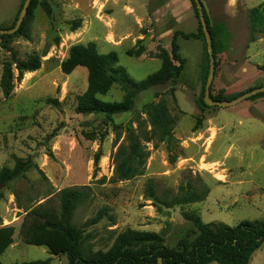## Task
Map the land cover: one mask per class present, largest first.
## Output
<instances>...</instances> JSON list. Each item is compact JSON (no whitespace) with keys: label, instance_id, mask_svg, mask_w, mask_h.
I'll return each instance as SVG.
<instances>
[{"label":"rangeland","instance_id":"rangeland-1","mask_svg":"<svg viewBox=\"0 0 264 264\" xmlns=\"http://www.w3.org/2000/svg\"><path fill=\"white\" fill-rule=\"evenodd\" d=\"M20 2L0 0V29L11 26ZM47 2L50 15L39 4L33 10L29 39L14 36L9 42L20 59L43 54L40 67L14 80L9 97L0 89V167L12 168L16 158L31 161L22 176L0 187L1 262L66 261L64 255L50 254L46 246L26 243L24 233L33 222L30 208L45 202L57 206V192L67 187L87 193L73 222L90 235L85 244L92 251L107 250L115 235L126 228L159 233L164 244L175 247L180 238L195 236L196 229L185 213L194 212L205 223L228 225L264 218V96L225 107L202 106L206 48L201 39L178 37V52L185 60L179 76L139 92L127 112H77L78 96L87 86V70L79 66L65 74L60 69L73 44L93 41L100 53L115 51L117 66L133 81H140L159 69L161 61L153 54L158 46L170 50L175 30L196 31L192 5L180 3L177 22L168 12L169 0ZM129 6L135 8L139 21L131 16ZM210 14L212 23L224 18L220 6ZM238 14L239 20L230 24L233 32L226 49L215 58L211 84V94L221 93L225 99L264 86V35L258 33L250 41L245 12L239 8ZM77 22L80 26L71 30ZM138 40L145 53L127 55L125 51ZM10 58V52L0 47V76L3 62ZM124 94L114 84L99 97L120 101ZM161 100L176 118L173 140L145 142L142 130L150 126L144 107ZM91 132L99 136L90 139L86 133ZM129 134L145 145L148 156L142 174L119 180L115 154L120 145H128ZM149 181L162 198L188 184L198 193L205 186L209 192L201 201L159 209L145 195ZM102 208L107 209L102 218L90 223ZM250 260V264H264V242Z\"/></svg>","mask_w":264,"mask_h":264},{"label":"trees","instance_id":"trees-1","mask_svg":"<svg viewBox=\"0 0 264 264\" xmlns=\"http://www.w3.org/2000/svg\"><path fill=\"white\" fill-rule=\"evenodd\" d=\"M23 2L24 0H21L11 26L14 25ZM190 2L198 21L196 31L175 30L172 34L170 50L158 46L153 54V57L159 58L161 61L159 69L140 81H133L122 67L117 66L118 55L115 51L100 53L93 41L86 44H73L67 57L61 61L60 69L65 74L71 73L79 66L87 70V86L85 91L78 96L76 111L106 114L127 112L133 108L135 97L139 92L174 81L181 73L185 62L178 52V37L195 38L203 41L206 48V63L201 85V103L202 106L208 107L209 105L203 101V96L209 69V56L205 35L198 19L196 4L194 0H190ZM38 4L43 7L48 15L51 14V7L47 0H31L18 30L11 34H0V47L10 52L11 55L9 60L3 62L0 76V89L4 97H9L12 93L14 80L19 81L25 72L34 71L40 67V59L43 54L33 53L25 59H20L9 46V42L14 36L29 39L28 25L32 19L33 10ZM203 12L211 35L213 54L216 58L218 53L226 49L230 35L225 30L224 24L210 23L204 6ZM247 16L250 41H254L256 34L261 33L264 35V3L250 8ZM79 26L80 23L77 22L71 30H75ZM140 42L141 40H138L134 46L128 48L125 51L126 54L135 57L144 54L146 49ZM216 65L217 61L215 60V67ZM14 71H16V75ZM114 84H118L124 91L123 98L120 101L100 99L99 95L107 93ZM171 91H173V88H171ZM172 96L175 100L173 94ZM261 96H264V91L253 94L247 99H255ZM211 97L213 99H225L221 93L214 96L211 94ZM201 109L203 110L202 107ZM144 112L150 128L142 130L143 140L154 144L172 141L176 118L170 114L165 102L161 100L146 104ZM86 136L95 139L99 135L91 132L86 133ZM128 138V145H120L115 154L114 170L116 178L119 180L142 174L148 156V150L145 145L137 140L136 136L129 134ZM175 158V156L171 157L170 162H173ZM98 160L99 154H96L94 162L97 163ZM30 165L31 161L29 159L16 158L12 168L5 165L1 166L0 187L22 176ZM190 186L189 184L186 187L180 186L177 194L162 198L156 193L153 182L149 181L145 187V195L161 209V207L201 201L209 192L206 186L199 193ZM2 196L0 192V199ZM57 196V206L45 202L30 208L33 222L24 233V241L46 246L50 254L64 255L66 261L63 264H157L158 262L161 264H209L213 261L218 264H248L252 253L264 242V218L242 220L236 225H228L223 222L205 223L198 214L191 212L185 213V216L194 225L196 229L195 236L192 240L187 237L180 238L175 247L164 244L163 236L159 233L126 228L115 235L107 250L92 251L85 244L90 235L73 222L75 210L85 201L87 193L77 187H67L59 190ZM106 210V208H102L89 222L93 224L99 221ZM0 264H49V259L9 263H3L0 260Z\"/></svg>","mask_w":264,"mask_h":264},{"label":"water","instance_id":"water-1","mask_svg":"<svg viewBox=\"0 0 264 264\" xmlns=\"http://www.w3.org/2000/svg\"><path fill=\"white\" fill-rule=\"evenodd\" d=\"M30 2H31V0H24V2L22 4V8H21V10H20V12L16 18L14 25L9 27V28L0 29V34H11V33H14L18 30V28L20 27L26 13H27L28 6H29ZM194 2L196 4V8H197V12H198V19H199V22L202 26L204 35H205V41H206V45H207V53L209 56V69H208V74H207L205 85H204V96H203V101L205 102V104H207L209 106H221V107L231 106V105H235V104H237L243 100H246L248 97H250L253 94L264 91V86H258V87H254V88H251L249 90H246L243 93H241V94H239V95H237L231 99H213L211 97L210 87H211V84H212V81L214 78V74H215V57L213 54L212 40H211V35H210V32L208 30V26H207V23L205 20L202 1L201 0H194Z\"/></svg>","mask_w":264,"mask_h":264},{"label":"crops","instance_id":"crops-1","mask_svg":"<svg viewBox=\"0 0 264 264\" xmlns=\"http://www.w3.org/2000/svg\"><path fill=\"white\" fill-rule=\"evenodd\" d=\"M201 1H202V4L206 10V13L208 15V18H209V21L211 24L222 23V24H224V27H225V24H226V27H227V24H229L228 28L225 27V30L229 33L230 38H231V33L233 32V29L230 26V24L237 22V20H239L238 19L239 18L238 9L241 8V10H243L245 12V20L247 22L248 10L254 6H257L261 3H264V0H201ZM180 3H184L185 6L188 8H190V6H191V2L189 0H169L170 8L168 9L169 10L168 12H170V16L172 18H174L177 22H180V17H179V11H180L179 5H180ZM219 6H220L221 14L224 15V18H222L221 20H219L217 22L212 23V21L210 19V17H211L210 13H212V12L214 13V11H216ZM128 8L130 9L131 16L133 18H135L136 21H139L140 17L137 14V11L135 10V8H133L132 6H129ZM241 108H243V107H241ZM242 115L252 117L250 114L245 113V112H243ZM238 122H239V124H241L242 120L239 119ZM248 167H251L250 164H248ZM258 249L252 253L251 257L258 251ZM249 264H250V262H249Z\"/></svg>","mask_w":264,"mask_h":264}]
</instances>
